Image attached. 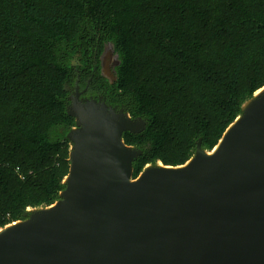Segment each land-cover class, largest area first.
<instances>
[{
    "label": "trees",
    "instance_id": "16d2710c",
    "mask_svg": "<svg viewBox=\"0 0 264 264\" xmlns=\"http://www.w3.org/2000/svg\"><path fill=\"white\" fill-rule=\"evenodd\" d=\"M77 82L147 122L123 136L134 179L185 165L264 88V0H0V230L60 200Z\"/></svg>",
    "mask_w": 264,
    "mask_h": 264
},
{
    "label": "water",
    "instance_id": "95a60500",
    "mask_svg": "<svg viewBox=\"0 0 264 264\" xmlns=\"http://www.w3.org/2000/svg\"><path fill=\"white\" fill-rule=\"evenodd\" d=\"M102 73L115 82L103 57ZM78 83L66 188L0 230V264H264V88L212 151L199 140L185 165L134 179L142 151L123 136L147 122Z\"/></svg>",
    "mask_w": 264,
    "mask_h": 264
},
{
    "label": "rangeland",
    "instance_id": "374dc122",
    "mask_svg": "<svg viewBox=\"0 0 264 264\" xmlns=\"http://www.w3.org/2000/svg\"><path fill=\"white\" fill-rule=\"evenodd\" d=\"M103 58H104V63L106 62V60H108V66L110 67V70L114 72V69L117 66L118 60L116 56L113 54L110 47L106 48Z\"/></svg>",
    "mask_w": 264,
    "mask_h": 264
},
{
    "label": "flooded vegetation",
    "instance_id": "af4514ba",
    "mask_svg": "<svg viewBox=\"0 0 264 264\" xmlns=\"http://www.w3.org/2000/svg\"><path fill=\"white\" fill-rule=\"evenodd\" d=\"M113 72V71H112ZM114 73V72H113ZM115 75V74H114ZM77 84V83H76ZM77 86V85H76ZM76 86L74 87V89L72 90V92H71V94H73L75 91H76ZM80 91L81 92H83L82 90H81V88H80ZM85 95V93L81 96V98L82 99H85V98H87L86 96H84Z\"/></svg>",
    "mask_w": 264,
    "mask_h": 264
}]
</instances>
